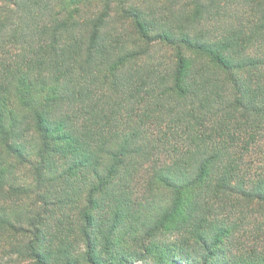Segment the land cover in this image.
<instances>
[{"label": "trees", "instance_id": "obj_1", "mask_svg": "<svg viewBox=\"0 0 264 264\" xmlns=\"http://www.w3.org/2000/svg\"><path fill=\"white\" fill-rule=\"evenodd\" d=\"M138 261L264 264V0H0V264Z\"/></svg>", "mask_w": 264, "mask_h": 264}, {"label": "rangeland", "instance_id": "obj_2", "mask_svg": "<svg viewBox=\"0 0 264 264\" xmlns=\"http://www.w3.org/2000/svg\"><path fill=\"white\" fill-rule=\"evenodd\" d=\"M4 260H7V258H4ZM134 264H144V263L138 261V262H135Z\"/></svg>", "mask_w": 264, "mask_h": 264}]
</instances>
